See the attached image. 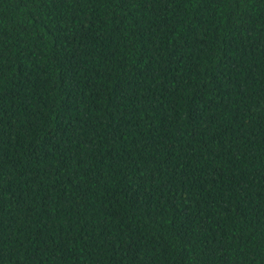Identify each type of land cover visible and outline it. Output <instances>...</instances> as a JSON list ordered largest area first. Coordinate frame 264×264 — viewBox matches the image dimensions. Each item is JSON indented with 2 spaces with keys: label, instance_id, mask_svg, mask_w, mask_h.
Instances as JSON below:
<instances>
[{
  "label": "trees",
  "instance_id": "16d2710c",
  "mask_svg": "<svg viewBox=\"0 0 264 264\" xmlns=\"http://www.w3.org/2000/svg\"><path fill=\"white\" fill-rule=\"evenodd\" d=\"M0 264H264V0H0Z\"/></svg>",
  "mask_w": 264,
  "mask_h": 264
}]
</instances>
